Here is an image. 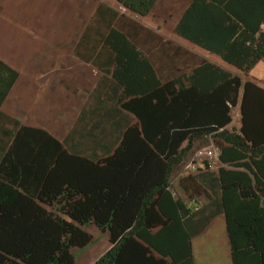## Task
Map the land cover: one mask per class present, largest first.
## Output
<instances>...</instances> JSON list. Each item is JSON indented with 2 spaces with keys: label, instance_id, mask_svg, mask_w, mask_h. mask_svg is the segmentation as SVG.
I'll return each instance as SVG.
<instances>
[{
  "label": "trees",
  "instance_id": "1",
  "mask_svg": "<svg viewBox=\"0 0 264 264\" xmlns=\"http://www.w3.org/2000/svg\"><path fill=\"white\" fill-rule=\"evenodd\" d=\"M115 1L134 16H144L155 0ZM232 1L246 4L250 13L245 21L240 18L241 38L237 35L228 41L226 34L236 26L226 29V19L216 15L214 23L201 18L195 26L196 32H213L212 38L194 42L213 49L229 65L241 64L240 71L246 74L264 58V0ZM102 44L112 54V76L122 86L119 106L134 115L137 124L125 127L117 147L97 161L67 152L42 129L17 128L0 156V264H75L72 249L90 242L87 229L91 228L103 233L109 246L92 264H153L137 236L141 230L171 223L160 214L157 200L166 193L173 167L188 150L175 153L165 145L183 136L179 128L188 123L192 112L186 104L189 93L179 82L175 88L174 80L158 81L120 31L109 28ZM192 76L191 83L208 80L215 85L204 95L212 106L209 115L216 122L226 115L220 125H227L230 109L238 106L240 126L237 131L222 129L219 136L235 146L226 147L224 158L218 155L220 162H226V231L206 230L186 237V242L193 251L197 241L225 240L227 264H264V183L258 180L256 194L247 186L248 179L228 170L247 156L264 182V147H244V141L253 142L245 130L246 113L256 110L255 101L248 105L249 98L264 97V90L232 75L226 79V73L210 63L198 66ZM16 77L0 61V103ZM226 93L232 97L226 98ZM256 158L262 161L261 173ZM240 186L244 199L238 201L233 195L232 202L228 195ZM201 264L214 263L203 259Z\"/></svg>",
  "mask_w": 264,
  "mask_h": 264
},
{
  "label": "crops",
  "instance_id": "2",
  "mask_svg": "<svg viewBox=\"0 0 264 264\" xmlns=\"http://www.w3.org/2000/svg\"><path fill=\"white\" fill-rule=\"evenodd\" d=\"M67 1L66 8L70 10L68 15L64 16L62 35L63 39H66L64 45L68 47V53L65 55L68 62L60 67L64 72L60 74L59 68L53 67L54 69L49 72L55 71L53 74L55 76L47 81L43 75L47 67L38 68L35 57L31 56L25 61H14L7 58L6 46L3 51L0 50V61L17 74L12 87L0 103V156L9 146L13 134L20 126L42 129L59 141L67 152L92 161L108 156L117 147L123 129L137 124L134 115L123 111L119 106L122 86L112 76L114 68L112 54L102 44V38L109 28L118 30L147 61L152 74L158 81L163 83L174 80L175 88L181 83V88L188 90L186 104L192 111L189 114L188 123L179 128L183 134L182 138L177 135L179 140L168 141L165 145L166 149L172 148L175 153L188 148L186 154L170 173L166 193L157 200L160 214L172 219L171 223L164 228L153 227L141 230L137 240L148 249L149 253L146 256L152 258L153 264H201L203 259L210 263L221 264L217 256L220 257L219 252H222L224 247L226 248L225 240L213 238L200 240L196 242L195 250L192 251L188 247L186 237L200 236L206 230L219 233L226 231V219L224 218L228 210L226 206V162L222 163L218 159L217 168H222L221 171L217 168L213 171L198 169L195 173L182 178L178 173L189 161L193 151L200 147L212 145L218 151V155L221 153V157L224 158L226 147L235 146L219 137L220 131L222 129L237 131L240 126L238 106L230 109V120L227 125L225 122L220 125L221 120H226V115L222 119L219 117L217 122L215 116L209 115V106L210 109L212 106L208 105V100L204 98V95L209 93L210 86L215 87V85L208 80L201 84L191 83L193 71L198 66L203 63L213 64L226 73V79L232 75L242 82L250 81L264 90V58L259 60L246 74H242L241 64L235 67L229 65L216 56L213 49L200 46V42H194V40L212 38L213 32H196L195 26L200 23L201 18H205L208 24L214 23L216 15L226 19L224 21L226 29L232 25L236 26L234 32L226 34L228 41H233L237 35L241 38L240 32L244 27L241 26L240 18L245 21L250 15L249 12L247 15V5L241 1L232 0H155L150 11L144 16L134 18L133 14L124 8L125 13L123 14L129 15L126 19L117 11L116 7H123L115 0ZM7 7L3 8L0 2V24L7 23V18L10 16L17 19L22 18L20 15L22 12L17 4L11 8ZM74 18L78 26L75 33H72ZM15 30H13L15 36L12 40L17 42L20 39L21 41V35L18 36L19 32ZM76 39L79 44L74 43ZM85 39L89 41L88 49H86V44L84 45ZM12 40H10L11 43ZM208 44L206 43L207 46ZM228 46L226 44V51ZM47 50V47L43 50L46 55L49 54ZM87 50L91 53H87ZM72 57L79 65L85 68H87L86 65L92 67L94 74L84 77L77 74L72 76ZM84 58L92 60L91 64L94 65L87 63ZM65 72L70 73L65 74ZM73 84L81 85L85 89L80 97H74L72 102L65 89ZM49 87L51 92L57 91L68 96L67 100L65 97L62 99L61 96L62 100L58 99L61 107L69 105L66 110L61 111L63 117L61 128H57L58 121L47 125L41 123L39 126V105L46 103L41 96ZM203 89L205 94H203ZM238 90H240L239 87ZM239 95L240 91L236 94V102L240 98ZM228 97L230 99L232 95ZM228 97L226 93V98ZM263 98H259L260 100L249 98L248 105L255 101L256 110L246 113L245 130L253 142L244 141L246 143L244 147H264V140H260L262 136L264 137V100H261ZM63 100L66 103L62 102ZM59 107L58 105L53 108ZM34 110L37 111V115ZM55 118L59 117L55 116ZM147 145L153 147L151 143ZM254 161L259 165V173H261L262 161L257 158ZM238 164L237 167H231L228 170L237 171L248 179L247 186L257 194L255 190L257 183L260 180L264 183L259 176L261 174H258L254 163L247 156L239 158ZM242 187L240 186L238 190L228 195L232 202L233 195L238 198V201L244 199L239 193ZM258 187L260 188L261 185ZM230 189H234V185H231ZM87 230L91 234V240L74 257L75 264H92L109 247L103 233L94 228Z\"/></svg>",
  "mask_w": 264,
  "mask_h": 264
},
{
  "label": "rangeland",
  "instance_id": "3",
  "mask_svg": "<svg viewBox=\"0 0 264 264\" xmlns=\"http://www.w3.org/2000/svg\"><path fill=\"white\" fill-rule=\"evenodd\" d=\"M3 8L8 6L7 8L13 7L15 4L18 5L19 10H21V19H17L13 16L7 18V23L0 24V50H4L6 46L7 58L12 60H21L25 61L31 56L36 58L37 66L47 67L44 72V79L47 81L55 76L53 73L49 72L54 68H59L58 72L61 74L63 71V63L68 62L66 59V54L68 53V47L64 44L66 43V39H63V29H64V16L68 15V11L70 9L66 8L68 5L67 0H0ZM23 2V3H21ZM5 8V9H7ZM116 9V8H115ZM120 16L129 18L128 14H121ZM28 17V18H27ZM26 18V19H25ZM22 19H24L22 21ZM74 23H72V33H75L77 29L76 18L73 19ZM17 30L18 36L20 39L15 42L12 40L13 36H15L13 30ZM7 30V31H6ZM15 30V31H16ZM6 32L8 33L6 35ZM9 35V36H8ZM81 35V34H78ZM84 37V35H83ZM12 40V43L10 42ZM78 39L74 40V43L77 44ZM42 43V45H41ZM89 41L85 39L84 45L86 44V49H88ZM79 44V42H78ZM48 48L47 54L45 53L44 48ZM84 49L83 47H81ZM83 52V51H81ZM87 53H91L90 50H87ZM83 59V58H82ZM86 59V58H84ZM87 63L91 64L92 60L86 59ZM33 67L34 64H31ZM72 66V76L73 74H77L79 76H89L94 74V69L88 65L85 68L83 65H79L75 58L72 57L71 61ZM54 67V68H53ZM48 71V72H47ZM57 72V73H58ZM70 72H65V74H69ZM77 77V76H76ZM45 80V81H46ZM85 88L83 86L68 85L65 89V92L68 96L71 97L72 102L74 101V97H80L83 90ZM62 97V99L67 100L68 96L63 95L61 92H51L50 87L45 89L44 94L41 96L42 100L46 101L43 105H39L38 120L41 126L43 124H54L55 122H59L57 128H61V111L66 110L69 105H63L61 107V102L58 103V99ZM60 98V100H62ZM63 100L62 102L66 101ZM60 106L59 108L54 109L55 106ZM37 115V111L34 110ZM60 114V116H59ZM55 116L59 117L58 119ZM55 118V119H54ZM38 123V124H39ZM100 241V239L98 240ZM81 248H73L72 253L74 257L78 255V252ZM226 248L222 250L220 253V257L217 256V260L221 264H227L226 262Z\"/></svg>",
  "mask_w": 264,
  "mask_h": 264
},
{
  "label": "built area",
  "instance_id": "4",
  "mask_svg": "<svg viewBox=\"0 0 264 264\" xmlns=\"http://www.w3.org/2000/svg\"><path fill=\"white\" fill-rule=\"evenodd\" d=\"M117 11L125 13V9L116 7ZM134 16V15H133ZM134 18H136L134 16ZM232 110V109H231ZM218 151L212 145L200 147L193 151L189 161L181 168L178 175L186 177L192 173H195L198 169L213 171L217 168Z\"/></svg>",
  "mask_w": 264,
  "mask_h": 264
}]
</instances>
